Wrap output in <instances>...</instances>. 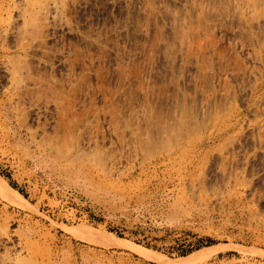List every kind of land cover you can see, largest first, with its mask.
Instances as JSON below:
<instances>
[{
    "label": "rangeland",
    "instance_id": "374dc122",
    "mask_svg": "<svg viewBox=\"0 0 264 264\" xmlns=\"http://www.w3.org/2000/svg\"><path fill=\"white\" fill-rule=\"evenodd\" d=\"M0 176V264H264V0H0Z\"/></svg>",
    "mask_w": 264,
    "mask_h": 264
},
{
    "label": "bare ground",
    "instance_id": "6f19581e",
    "mask_svg": "<svg viewBox=\"0 0 264 264\" xmlns=\"http://www.w3.org/2000/svg\"><path fill=\"white\" fill-rule=\"evenodd\" d=\"M0 182H2V183L5 182L4 178L1 176H0ZM9 190L12 191L14 194H16V196H19V198L24 199L17 191H15L10 186H9ZM102 241H103L104 245L109 246V247H115V248L123 247L125 244L124 241L121 238L117 237L116 235L106 236L105 238H103ZM221 250H223V247H221V246H219V248L216 246L207 247V248H205V251L200 250V251H198L197 254H195V256L193 255L190 263L195 261V260H197V261L206 260L208 257H210L212 255L211 254L212 252L217 253V251H221ZM137 251L144 257L155 258V259L157 258L156 254L151 253V252H146L145 249L137 248ZM186 259H188V257L182 258V260H186ZM186 263H189V261Z\"/></svg>",
    "mask_w": 264,
    "mask_h": 264
}]
</instances>
